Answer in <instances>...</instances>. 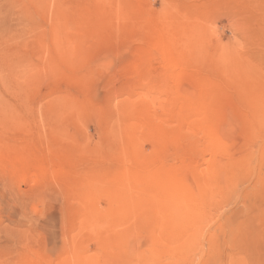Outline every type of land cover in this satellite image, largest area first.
Listing matches in <instances>:
<instances>
[{
	"label": "rangeland",
	"instance_id": "374dc122",
	"mask_svg": "<svg viewBox=\"0 0 264 264\" xmlns=\"http://www.w3.org/2000/svg\"><path fill=\"white\" fill-rule=\"evenodd\" d=\"M0 264H264V0H0Z\"/></svg>",
	"mask_w": 264,
	"mask_h": 264
},
{
	"label": "bare ground",
	"instance_id": "6f19581e",
	"mask_svg": "<svg viewBox=\"0 0 264 264\" xmlns=\"http://www.w3.org/2000/svg\"><path fill=\"white\" fill-rule=\"evenodd\" d=\"M168 196H167V198H166V202L168 203L169 201L168 200H170V208H169V204H168V210L169 211H167L169 214L171 213H175V214H178V215H180V217H181V215H183V217L182 218H184L186 215H190V214H192L193 212H194V210H193V212H189V210H188V206H187V201H185V200H183V199H180L178 196H177V194L175 193V192H167L166 193ZM123 200V199H122ZM190 204V203H189ZM188 204V205H189ZM191 207V206H190ZM163 209V208H162ZM171 214H170V216H171ZM178 215H176V216H178ZM172 216H175V215H172ZM191 216V215H190ZM189 216V217H190ZM187 217V216H186ZM193 217V216H192ZM192 220V219H191ZM169 223V222H168ZM167 223V224H168ZM188 223V222H187Z\"/></svg>",
	"mask_w": 264,
	"mask_h": 264
}]
</instances>
